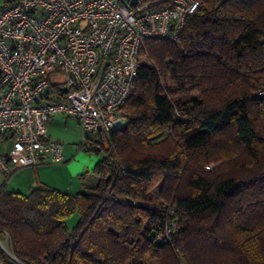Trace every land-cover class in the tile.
<instances>
[{
    "label": "trees",
    "instance_id": "obj_1",
    "mask_svg": "<svg viewBox=\"0 0 264 264\" xmlns=\"http://www.w3.org/2000/svg\"><path fill=\"white\" fill-rule=\"evenodd\" d=\"M144 53L109 147L81 141L102 156L94 183L0 186V241L20 262L264 264V0H199L176 42Z\"/></svg>",
    "mask_w": 264,
    "mask_h": 264
},
{
    "label": "built area",
    "instance_id": "obj_2",
    "mask_svg": "<svg viewBox=\"0 0 264 264\" xmlns=\"http://www.w3.org/2000/svg\"><path fill=\"white\" fill-rule=\"evenodd\" d=\"M198 6L199 0H166L163 6L136 0L0 2V186L22 167L62 160V143L47 136L55 114L76 119L82 142L96 138L109 147L145 41L176 42ZM53 75L63 79L56 81L57 97L45 101ZM254 95L264 98V75ZM8 140L2 153L1 142ZM0 248L24 264L1 241Z\"/></svg>",
    "mask_w": 264,
    "mask_h": 264
},
{
    "label": "crops",
    "instance_id": "obj_3",
    "mask_svg": "<svg viewBox=\"0 0 264 264\" xmlns=\"http://www.w3.org/2000/svg\"><path fill=\"white\" fill-rule=\"evenodd\" d=\"M10 1L0 2L6 4ZM61 79H63L62 75H53L50 81L52 85H56V81ZM56 97V91L50 88L44 100H53ZM47 136L62 143V160L49 162L45 159L43 164L35 168L25 166L18 169L5 185L8 190L27 193L33 187L46 185L64 192L76 193L82 190V181L86 184L87 179L94 178L88 183L95 182L97 176L94 167L102 156L81 148L80 129L75 118L62 114L51 116L47 121ZM3 144L6 142H1V145ZM8 185L11 188H8Z\"/></svg>",
    "mask_w": 264,
    "mask_h": 264
},
{
    "label": "rangeland",
    "instance_id": "obj_4",
    "mask_svg": "<svg viewBox=\"0 0 264 264\" xmlns=\"http://www.w3.org/2000/svg\"><path fill=\"white\" fill-rule=\"evenodd\" d=\"M1 1V0H0ZM146 61H149V58H148V55L146 53L142 54V57H141V62H146ZM52 77V76H51ZM55 77V76H54ZM121 114H122V120L119 122V126H121L123 123H124V118H123V109H121ZM80 129V128H79ZM80 140L81 139V132H80ZM9 146H10V142L9 141H6V144H3L1 145V151H4L6 152L8 149H9ZM102 147L104 149H107L108 148V144H103ZM3 149V150H2ZM90 176H88L89 178ZM94 178H91V179H87L86 180V184H89L88 182H92ZM8 188H11L10 185H8ZM157 194H158V190L157 188L156 189H153L152 190V195L154 197L155 200H157ZM77 220V214H73L71 215L70 217H68L66 219V223L68 225V227H72L74 225V223L76 222ZM3 244V246L7 249V247L5 246V244L3 242H1ZM6 253V252H5ZM9 256V255H8Z\"/></svg>",
    "mask_w": 264,
    "mask_h": 264
}]
</instances>
